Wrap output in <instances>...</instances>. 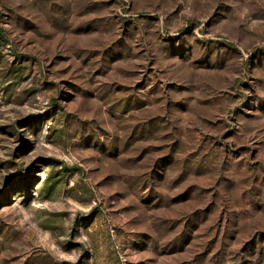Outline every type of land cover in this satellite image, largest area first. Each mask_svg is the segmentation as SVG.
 Here are the masks:
<instances>
[{
    "label": "rangeland",
    "instance_id": "374dc122",
    "mask_svg": "<svg viewBox=\"0 0 264 264\" xmlns=\"http://www.w3.org/2000/svg\"><path fill=\"white\" fill-rule=\"evenodd\" d=\"M0 264H264V0H0Z\"/></svg>",
    "mask_w": 264,
    "mask_h": 264
}]
</instances>
